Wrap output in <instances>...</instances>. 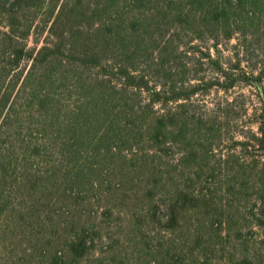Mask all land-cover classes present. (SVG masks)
Segmentation results:
<instances>
[{
  "label": "trees",
  "instance_id": "1",
  "mask_svg": "<svg viewBox=\"0 0 264 264\" xmlns=\"http://www.w3.org/2000/svg\"><path fill=\"white\" fill-rule=\"evenodd\" d=\"M261 31L264 0H0L12 264H233V232L264 242V68L239 57ZM255 96L260 133L237 139Z\"/></svg>",
  "mask_w": 264,
  "mask_h": 264
},
{
  "label": "rangeland",
  "instance_id": "2",
  "mask_svg": "<svg viewBox=\"0 0 264 264\" xmlns=\"http://www.w3.org/2000/svg\"><path fill=\"white\" fill-rule=\"evenodd\" d=\"M262 35H256L255 42L250 45V47L247 49V52H241L239 57L242 59V67L248 68L249 66H258V68H264V32L261 31ZM29 46L33 47L35 45L34 43V37L32 36L29 41ZM237 43V38H234L228 42H223L220 45L221 49V55L224 60L230 59V57H233V61H237L236 56V49L233 48V46ZM215 53V51H214ZM215 55V54H214ZM264 85V83H263ZM243 89V88H242ZM241 89V90H242ZM250 88H244V92L246 95L250 94L249 92ZM240 91V88H237L230 92L229 94H226L223 91H216L214 90L210 96L209 101L210 102H218L221 100V102H224L227 95L228 98H231L232 96H235L237 92ZM251 95V94H250ZM249 96V95H248ZM253 102H254V108H253ZM251 102L250 99H248V113L247 118H244L242 122H235V120L240 119L237 108H234L231 112V120H230V126H234L240 134H236L237 139L243 138V134H241L242 130H249L250 126L253 131H258L260 133V130H258V125L255 124L256 118L254 110L256 108L260 109V103L259 99L255 96L254 101ZM223 106V105H222ZM242 120V119H241ZM230 128V127H227ZM261 135V134H258ZM258 150L260 153H258ZM255 151L257 154L264 156V151L260 150L258 146H256ZM225 154H227L225 152ZM264 164V158L262 160ZM222 186L225 185V180L222 181ZM220 186L215 184L211 191L213 193V197L217 198L218 200L225 199L226 196L224 195V192L220 190ZM254 203V202H252ZM237 231V230H236ZM233 232L232 237L230 241H228L226 244H224V251H221L218 256L220 258H228L231 259L233 264H242V260L245 258H263V264H264V242H261L260 240V234L257 230L250 233V230H243L244 234L242 237H239L238 232ZM260 245H259V244ZM24 246L20 244V238H13V237H6V238H0V264H12L15 260L19 259L23 256L22 250Z\"/></svg>",
  "mask_w": 264,
  "mask_h": 264
}]
</instances>
